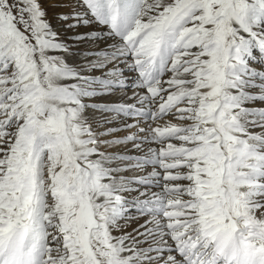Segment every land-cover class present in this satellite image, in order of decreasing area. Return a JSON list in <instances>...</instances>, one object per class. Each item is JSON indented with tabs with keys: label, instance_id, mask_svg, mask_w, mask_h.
<instances>
[{
	"label": "snow or ice",
	"instance_id": "1",
	"mask_svg": "<svg viewBox=\"0 0 264 264\" xmlns=\"http://www.w3.org/2000/svg\"><path fill=\"white\" fill-rule=\"evenodd\" d=\"M0 264H264V0H0Z\"/></svg>",
	"mask_w": 264,
	"mask_h": 264
}]
</instances>
